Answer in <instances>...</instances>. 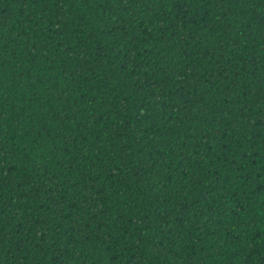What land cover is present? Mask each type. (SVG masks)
<instances>
[{
  "label": "trees",
  "instance_id": "1",
  "mask_svg": "<svg viewBox=\"0 0 264 264\" xmlns=\"http://www.w3.org/2000/svg\"><path fill=\"white\" fill-rule=\"evenodd\" d=\"M0 264H264V0H0Z\"/></svg>",
  "mask_w": 264,
  "mask_h": 264
}]
</instances>
